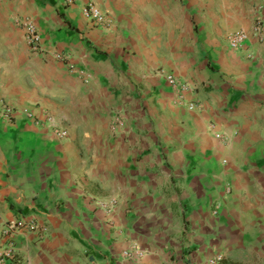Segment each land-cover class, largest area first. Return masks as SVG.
Segmentation results:
<instances>
[{"label": "crops", "instance_id": "0c3cea01", "mask_svg": "<svg viewBox=\"0 0 264 264\" xmlns=\"http://www.w3.org/2000/svg\"><path fill=\"white\" fill-rule=\"evenodd\" d=\"M0 97L67 132L0 122V246L5 223L47 229L4 264H264V0H0Z\"/></svg>", "mask_w": 264, "mask_h": 264}, {"label": "built area", "instance_id": "2783aa9c", "mask_svg": "<svg viewBox=\"0 0 264 264\" xmlns=\"http://www.w3.org/2000/svg\"><path fill=\"white\" fill-rule=\"evenodd\" d=\"M83 15L94 25L107 27L110 25V21L104 11H102L94 3H89L83 9ZM15 24L23 30L24 40L29 50L32 53H39L41 34L37 29L34 22L30 19H19L15 21ZM262 29V23L258 20L254 25L253 32L259 34ZM247 39V35L243 31L231 32L227 35V41L229 47L232 50H241ZM57 60H64L61 55L56 54ZM166 82L175 88L177 94L174 99V104L179 107H186L189 111H195L198 109L197 105L193 102L185 101L183 95L193 90L188 84L183 83L176 79L173 75L163 74ZM16 114H22L26 119L31 120L37 126H48L51 128L52 134L60 139L67 137L65 130L59 129L54 125V121L51 116H46L44 121H40L35 117L28 109H18L12 106L10 103L0 97V122L11 123ZM217 137L219 135H216ZM115 205V201L111 200L109 203L104 204L106 211H110ZM46 227L39 224L34 219H20L14 222L5 223L2 226L1 233L5 239L3 246H0V264H4L7 261L13 260L16 256V239L23 233H33L41 237L46 232ZM121 257L127 260H139L144 257V252L141 251L136 245H131L128 249L124 250ZM222 257L216 255L208 261V264H216L221 261Z\"/></svg>", "mask_w": 264, "mask_h": 264}]
</instances>
